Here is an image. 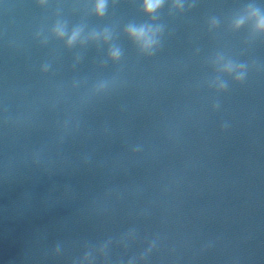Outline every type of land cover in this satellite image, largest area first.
<instances>
[{"label": "clouds", "instance_id": "clouds-1", "mask_svg": "<svg viewBox=\"0 0 264 264\" xmlns=\"http://www.w3.org/2000/svg\"><path fill=\"white\" fill-rule=\"evenodd\" d=\"M44 3L45 0H40ZM167 0H142V8L146 15L156 18L157 13L166 4ZM109 0H95L93 8L97 16H104L107 11ZM185 0H173V6L178 9H183ZM215 26L219 23L218 19L213 18L211 21ZM251 24L254 35H264V7L252 2L245 6L242 13L236 15L232 21V27L239 29L245 24ZM125 31L130 39H132L140 47V50L146 54H153L160 44V36L163 32V26L159 24H135L129 23ZM53 32L58 38L67 37L66 43L69 47L73 46L81 39L83 29L81 27L74 28L69 34L66 24L58 21L53 28ZM103 36L104 40H111L112 34L109 29H104L103 32H93L91 37L97 39ZM110 56L114 60H118L122 55V50L119 47L113 46L109 51ZM215 63L218 65L217 71L221 74L231 76L237 82H244L248 76V65L226 58L223 55L217 57ZM213 86L218 90H226L229 86L228 81L223 78V75H218L212 81ZM61 246L57 244L56 251L59 252Z\"/></svg>", "mask_w": 264, "mask_h": 264}]
</instances>
